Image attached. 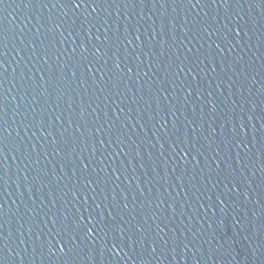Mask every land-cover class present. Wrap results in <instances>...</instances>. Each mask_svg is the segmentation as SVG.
<instances>
[{
  "label": "water",
  "instance_id": "95a60500",
  "mask_svg": "<svg viewBox=\"0 0 264 264\" xmlns=\"http://www.w3.org/2000/svg\"><path fill=\"white\" fill-rule=\"evenodd\" d=\"M0 264H264V0H0Z\"/></svg>",
  "mask_w": 264,
  "mask_h": 264
}]
</instances>
